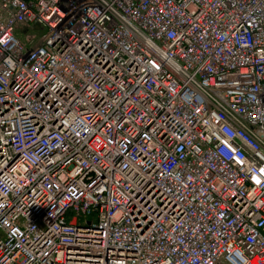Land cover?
<instances>
[{
  "label": "built area",
  "instance_id": "built-area-1",
  "mask_svg": "<svg viewBox=\"0 0 264 264\" xmlns=\"http://www.w3.org/2000/svg\"><path fill=\"white\" fill-rule=\"evenodd\" d=\"M0 264H264V0H0Z\"/></svg>",
  "mask_w": 264,
  "mask_h": 264
},
{
  "label": "rangeland",
  "instance_id": "rangeland-1",
  "mask_svg": "<svg viewBox=\"0 0 264 264\" xmlns=\"http://www.w3.org/2000/svg\"><path fill=\"white\" fill-rule=\"evenodd\" d=\"M23 27L25 26V25H22ZM23 31V30H22ZM25 31V30H24ZM35 32H36V30H34ZM31 32V31H30ZM31 33H33V32H31ZM22 35H24V36H26V33L25 32H23V34ZM23 41H25L24 39H23Z\"/></svg>",
  "mask_w": 264,
  "mask_h": 264
}]
</instances>
